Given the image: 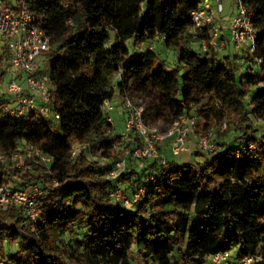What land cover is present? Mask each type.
Listing matches in <instances>:
<instances>
[{
	"label": "trees",
	"instance_id": "obj_1",
	"mask_svg": "<svg viewBox=\"0 0 264 264\" xmlns=\"http://www.w3.org/2000/svg\"><path fill=\"white\" fill-rule=\"evenodd\" d=\"M26 2L50 37L51 99L46 114L29 121L0 115V187H37L40 214L31 225L18 206L0 208V264H132L133 254L142 264H203L228 250L264 255V132L252 134L255 123L264 128V85L257 83L264 81V0H241L256 32L244 56L253 72L204 51L207 35L188 33L195 2ZM153 41L177 53L178 77L158 62ZM4 61L2 47L0 77ZM131 91L153 95L143 109L151 124L196 116L213 122L219 136L215 152L199 149L195 166L129 157L122 191L130 197L143 188L144 195L124 206L111 197L109 172L139 141L119 143L101 107ZM25 147L51 162L36 161Z\"/></svg>",
	"mask_w": 264,
	"mask_h": 264
},
{
	"label": "built area",
	"instance_id": "obj_2",
	"mask_svg": "<svg viewBox=\"0 0 264 264\" xmlns=\"http://www.w3.org/2000/svg\"><path fill=\"white\" fill-rule=\"evenodd\" d=\"M197 4L189 15L190 26L188 33L192 35L205 34L209 37V48L220 53L228 44L235 49L252 53L256 40V32L244 10L241 0H237V14L226 25L227 37L223 38L218 25L219 16L223 12L221 0H186ZM0 42L7 52V65L15 72V78L10 80L3 90L9 95V103L0 106V115L5 114L13 118L31 120L33 116H44L50 104L48 61L46 53L50 48V37L44 30L41 20L27 7L26 0H18L13 5L9 0H0ZM19 82H24L22 86ZM0 87L1 84H0ZM125 109V130L119 136L118 142L124 143L137 137L139 145L131 150L122 152L109 172V178L115 183V191L111 197L124 206L136 203L143 197L144 189L139 188L130 197L126 196L121 188L118 178L126 169V160L131 157L136 160H160L161 165L166 164V157L161 154L160 145L168 142L173 156L176 158L187 150L190 137L197 140L200 150L208 153L215 152L218 147L212 141L211 133L196 135L198 118L196 116H182L170 122L165 127L151 124L145 117L143 108L136 105L128 95L122 98ZM102 110L106 114L112 110L110 100L103 102ZM107 123L111 120L107 114ZM225 129L223 125L222 130ZM118 149L117 145H115ZM252 145L243 148L244 152L251 150ZM81 147L76 146L72 156L80 153ZM27 155L36 161L48 165L51 160L40 155L28 147L24 148ZM4 161L0 153V162ZM174 164H180L177 160ZM40 192L35 186L12 191L6 186L0 187V208L16 205L22 209L31 225L36 223L40 214ZM208 264H264L262 254L233 255L231 250L212 254L208 257Z\"/></svg>",
	"mask_w": 264,
	"mask_h": 264
},
{
	"label": "rangeland",
	"instance_id": "obj_3",
	"mask_svg": "<svg viewBox=\"0 0 264 264\" xmlns=\"http://www.w3.org/2000/svg\"><path fill=\"white\" fill-rule=\"evenodd\" d=\"M13 5L17 4L18 0H9ZM222 6H223V12L221 14L222 18L224 19V25L222 23L223 31L227 33L226 25L229 22L230 19H232L237 14V0H221ZM128 48L130 49V53L133 54L134 50L131 48V42L129 41L127 43ZM152 49L157 53L158 62L161 63L166 70L171 71L175 76H179L181 74V67L178 62V55L177 53L171 48V46L168 43H164L162 41H153ZM3 47V44L0 42V49ZM196 51H199L197 48L194 47ZM238 53V56L233 57L234 65L239 69V71L247 70V71H254L253 64L250 62H247L244 58V56L247 54V51H243ZM225 56V50L219 53V57L222 58ZM3 68L5 70L3 76L0 77V84L2 87H0V102L3 100V97L7 100H10L9 95L3 90V86L5 87L10 80H13L15 78V72L12 68H9L6 64V62H3ZM22 86H25L24 82H19ZM258 86L264 85V81H262L261 78L257 79ZM130 99L138 106L142 107L143 109H148V104L150 101H152L153 95H140L136 93L135 91H131L127 94ZM110 104L112 106V110L109 111L107 114L111 120V127L113 136H120L124 133L125 130V109L122 104V97L118 95V92L115 93V95L110 100ZM169 125V122H163L158 124L160 127H165ZM254 131H252V134H254L257 138L261 137L262 132H264V128L260 125V123H255L254 125ZM196 135L204 136L209 133L212 135V141L215 143V140H218L219 134H216V126L213 122L205 124L202 119L198 118V125L196 129ZM168 145V144H167ZM188 148L187 151L181 153L179 157H175L172 155L171 152L166 155V157L169 160L172 161H178L179 163H186L191 166H195V163L199 161L200 157L197 156V152L199 151V148L197 146V140L194 138V141L191 143H188L186 145ZM190 155V157H188ZM199 158V159H198ZM218 182L221 183V179L218 178ZM231 253L235 256L236 252L234 250H231ZM131 259L133 260L132 264H142L140 258L133 254L131 255ZM101 264H110L108 262H102ZM203 264H208V259L204 260Z\"/></svg>",
	"mask_w": 264,
	"mask_h": 264
},
{
	"label": "crops",
	"instance_id": "obj_4",
	"mask_svg": "<svg viewBox=\"0 0 264 264\" xmlns=\"http://www.w3.org/2000/svg\"><path fill=\"white\" fill-rule=\"evenodd\" d=\"M222 23H223V25H224L225 22H224V19L222 18V16L220 15V16H219V19H218V25H219V27H220V29H221V35L224 36L223 38L228 39V37H227V33H225V32L223 31ZM240 51H241V50L235 49L234 46H233L232 44H228L227 47H226V49H225V56H229L230 58H233V57H235V56H238V53H240ZM241 52H242L241 54L243 55V51H241ZM3 98H4V97H3ZM4 100H5V98H4ZM7 100H8V99H7ZM192 141H194V137H190V138L188 139L187 144H188V143H191ZM167 144H168V145H167ZM187 150H188V148H187ZM187 150H186V151H187ZM160 151H161V154H162L163 156L168 155V153L171 152L169 143H168V142H165V143L161 144V145H160ZM188 157H190V155H188ZM190 158H191V157H190ZM192 158H193V157H192ZM192 158H191V159H192Z\"/></svg>",
	"mask_w": 264,
	"mask_h": 264
}]
</instances>
